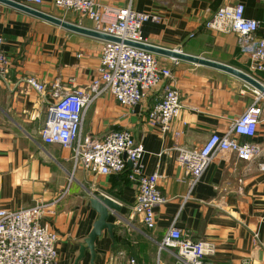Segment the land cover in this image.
I'll use <instances>...</instances> for the list:
<instances>
[{
  "label": "crops",
  "instance_id": "obj_1",
  "mask_svg": "<svg viewBox=\"0 0 264 264\" xmlns=\"http://www.w3.org/2000/svg\"><path fill=\"white\" fill-rule=\"evenodd\" d=\"M115 7H130L158 17L142 24L146 43L201 56L240 69L264 84V71L253 69L235 34L204 26L222 6L242 2L245 16L264 20V1L258 0H97ZM37 9L63 20L92 27L88 18L56 8L42 0ZM1 50L8 64L0 72V207L17 210L41 203L42 222L57 234L58 264H179L171 248L158 244L171 226L184 238L215 244L206 262L264 264V124L249 139L261 149L259 158L244 161L231 152H218L194 180L176 161L180 146H201L211 132L226 133L232 122L254 101L258 92L241 79L218 69L153 53L160 66L171 71L168 80L187 104L166 133L147 123L149 107L161 95L162 79L136 105L125 107L104 92L85 109L82 134L101 137L110 130H127L143 145L139 165L143 174L157 173L165 202L154 207V225L147 228L133 210L137 184L129 171L95 175L74 166L72 152L40 138L47 107L54 92L87 88L97 75L102 41L71 32L0 3ZM33 77L44 92L31 87ZM260 95V94H259ZM259 105L264 117V96ZM179 132L178 136L174 132ZM239 140H248L238 137ZM131 166V165H130ZM128 165V167H130ZM102 194L119 206L109 212L115 225L95 239V256L88 250L75 263L79 244L89 234L98 213L90 198ZM257 234L255 239L254 235Z\"/></svg>",
  "mask_w": 264,
  "mask_h": 264
},
{
  "label": "built area",
  "instance_id": "obj_2",
  "mask_svg": "<svg viewBox=\"0 0 264 264\" xmlns=\"http://www.w3.org/2000/svg\"><path fill=\"white\" fill-rule=\"evenodd\" d=\"M34 7L42 0H13ZM264 1V0H258ZM53 5L65 12L71 11L88 18L92 29L118 38L120 41L103 40L97 75L87 88H73L54 92L55 102L47 107V115L40 130V138L46 144H58L69 148L75 167L95 175H110L125 170L129 179L137 184L136 201L133 210L142 223L151 228L154 225V207L165 202L158 188L157 173L143 174L139 159L143 145L135 141L127 130H110L101 137L82 134L81 125L85 109L104 92L110 93L122 106L132 107L139 103L162 79L165 83L161 95L149 107L147 123L166 133L171 121L186 107L179 91L168 81L171 71L159 65L156 56L139 47L124 43L125 40L146 43L141 26L158 17L149 13L136 12L130 7H115L101 4L97 0H52ZM80 25V24H78ZM204 26L218 32L235 34L240 50L248 54L253 69L264 71V20L245 16V5L222 6L206 20ZM2 39L0 38V46ZM173 63L178 59L171 57ZM8 64L0 47V72ZM28 84L38 92L46 86L33 77ZM262 95L238 116L224 134L211 132L206 140L194 149L176 146V161L187 168L196 181L208 167L212 158L221 151L231 152L244 161L261 156L262 149L249 139L253 138L260 122ZM175 136L179 132H174ZM245 137L248 140H239ZM127 160L131 161L128 167ZM264 169V162L259 163ZM49 210L41 203L28 208L9 210L0 207V264H58L56 251L57 234L42 222ZM255 239L257 234L254 235ZM159 249L171 248L176 252L179 264H218L204 261L212 256L215 244L209 240L184 238L179 228L171 226L158 244ZM129 264H135L129 258Z\"/></svg>",
  "mask_w": 264,
  "mask_h": 264
},
{
  "label": "water",
  "instance_id": "obj_3",
  "mask_svg": "<svg viewBox=\"0 0 264 264\" xmlns=\"http://www.w3.org/2000/svg\"><path fill=\"white\" fill-rule=\"evenodd\" d=\"M0 3L10 6L12 8H15L17 10H20L22 12L28 13L46 22L60 26L71 32L83 34L86 36H91L94 38H98L100 40L120 41L118 38L114 36L100 33V32L93 30L92 28L84 27V26L63 20L59 17L45 13L37 8L26 6L24 4H21L13 0H0ZM124 43L131 45V46L145 49L151 53L166 55L169 57L176 58L178 60H185V61L192 62L194 64L205 65V66H209V67L218 69L220 71L226 72L246 82L247 84L252 86L260 95L264 96V84L262 82H260L259 80L251 76L250 74L240 69H237L231 65L217 62V61L204 58L201 56L187 54L179 50L155 46L149 43H137V42L127 41V40H125ZM127 164L130 166L131 161L127 160ZM90 205L92 209H94L98 213V218L93 222L92 228L89 234L84 238L82 243L79 244L78 256L76 257L75 263H77L84 256L85 250L89 251L90 256H91V261H93L94 256H95V252H94L95 239L101 235L103 230H107L109 234L112 236V231L115 228L114 224L107 221L109 212H111L114 215H117V213L120 211V206L114 200H112L110 197L103 196L102 194H97V195L92 196L90 198Z\"/></svg>",
  "mask_w": 264,
  "mask_h": 264
}]
</instances>
